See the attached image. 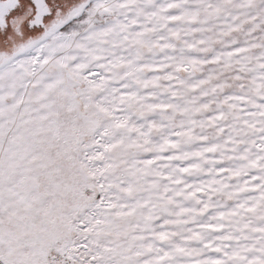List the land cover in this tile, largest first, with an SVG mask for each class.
<instances>
[{
    "label": "snow or ice",
    "instance_id": "obj_1",
    "mask_svg": "<svg viewBox=\"0 0 264 264\" xmlns=\"http://www.w3.org/2000/svg\"><path fill=\"white\" fill-rule=\"evenodd\" d=\"M0 264H264V0H0Z\"/></svg>",
    "mask_w": 264,
    "mask_h": 264
}]
</instances>
